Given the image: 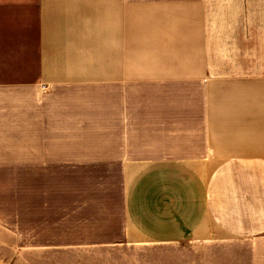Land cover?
<instances>
[{"label": "crops", "instance_id": "1", "mask_svg": "<svg viewBox=\"0 0 264 264\" xmlns=\"http://www.w3.org/2000/svg\"><path fill=\"white\" fill-rule=\"evenodd\" d=\"M0 138L108 171L127 244L264 251V0H0Z\"/></svg>", "mask_w": 264, "mask_h": 264}, {"label": "rangeland", "instance_id": "2", "mask_svg": "<svg viewBox=\"0 0 264 264\" xmlns=\"http://www.w3.org/2000/svg\"><path fill=\"white\" fill-rule=\"evenodd\" d=\"M13 140L0 138V264L264 263V251L218 248L224 243L208 251L127 244L108 171L26 169L11 161Z\"/></svg>", "mask_w": 264, "mask_h": 264}]
</instances>
